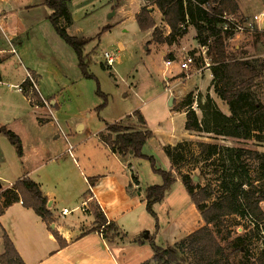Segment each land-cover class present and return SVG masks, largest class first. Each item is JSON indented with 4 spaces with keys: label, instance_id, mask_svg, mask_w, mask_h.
<instances>
[{
    "label": "rangeland",
    "instance_id": "1",
    "mask_svg": "<svg viewBox=\"0 0 264 264\" xmlns=\"http://www.w3.org/2000/svg\"><path fill=\"white\" fill-rule=\"evenodd\" d=\"M122 2V0H73L71 15L69 13L70 21L66 29L69 36L84 42L82 56L87 63L86 73L91 76L90 79L83 77L76 54L56 36V32H53L48 22L31 30L28 29V25L23 24L26 28L20 29L19 40L16 41L21 42V46L16 45L12 40L8 43L7 33L4 32L3 27H0V49L4 51L0 54L2 59L0 129L3 128L18 136L24 156V160L19 158L16 146L0 133L2 184L17 180L21 173V164L30 167V160L33 158L31 147L33 150L34 147L45 146L47 149L53 148L61 152L65 149L64 139L58 135L60 133L58 127L71 138L72 145L82 141H88V144L96 143L95 135L107 125L137 131L139 122L135 121L134 113L138 112L143 116L147 129L152 133L150 145L152 152L158 155L162 146L173 145L176 141L187 137L184 131L185 115L180 112L181 102L186 96L191 95L190 106H196L194 112L205 128H212L210 123L212 104L217 111L225 115V108L228 110V107L215 94L217 84L212 83V78L207 77L205 71H201L200 74L190 72L189 79H184L185 74L176 71L175 68L165 67V62L180 61L186 53L199 54L200 44L197 38L209 37L212 40V33L217 27L212 31L211 27L207 26L199 33L189 24L184 35L171 46H167L153 39V29L148 30V35L141 34L138 30L133 17L142 8L140 0H126L120 5ZM190 4L189 10L195 12L194 2ZM121 8L123 9L120 10ZM230 14L244 17L237 13ZM150 16L157 30L155 36H167L169 28L163 23L159 13ZM195 17L197 18V15ZM21 19L23 23L25 21L30 23L31 16L27 15ZM106 28L108 30L104 31ZM233 38L235 37L231 39ZM119 46H122L120 51ZM225 47L226 52L234 58L256 62L259 65L260 75L249 91L264 105V64L260 59L264 50V34L255 32L240 35L234 40L227 41ZM107 51L119 53L117 64L112 70L105 67L102 59L103 52ZM27 73L45 99L39 96L37 90H30ZM181 79L187 80L183 82L186 86L179 85L175 91L170 90L174 101L169 106L168 90H165L169 87L166 83L169 82L171 86L172 81L180 82ZM204 81L207 82L203 84ZM200 84L202 88L198 91ZM178 91L183 93L180 94ZM34 92L38 100L35 99ZM210 96L213 98L211 99ZM52 97L56 101V107L50 106L49 98ZM207 97L212 102L209 106L206 102ZM52 109L56 111L53 117ZM188 109L185 108L183 111L187 112ZM226 116H229V111ZM77 125H84L81 132H77ZM258 126L259 129L253 131L249 139L195 134L192 143H186L178 150L182 158L177 161L174 177L181 181L182 176L188 175L193 179V184H198L201 188L208 186L213 196L207 204L214 202L221 193V181L227 182L231 179L244 181L245 178L240 175L239 170L230 166L229 154L225 151L205 161L199 155L197 142L256 150L264 154V115ZM56 135L59 138H56ZM35 136L38 138H34ZM112 136L114 137L115 134L113 133ZM139 163L136 168L142 184L160 185L159 178L154 176L151 179L153 175L149 171V163L145 161ZM33 165L34 163L31 167ZM158 165L161 167L160 162ZM246 166L251 183L264 194V179L258 164L249 161L246 162ZM179 181L172 186L166 199L155 210L164 230L171 221L177 219V224H180L179 234L187 232L191 234L196 230L194 217L196 214L192 209L193 204L188 193ZM3 191L2 188L0 192ZM260 207L264 212V201ZM144 217L151 220L149 216L144 215ZM201 224L203 226V223ZM210 228L219 244L228 253L235 251L238 238L241 240L242 246L229 258V264H258L257 259L264 251V220L254 222L250 218L232 215ZM145 236L146 232L143 238ZM172 245H166L162 249ZM176 250L177 260L180 263L199 264L193 248L185 245ZM1 252L3 248L0 247ZM145 264L157 263L151 258Z\"/></svg>",
    "mask_w": 264,
    "mask_h": 264
},
{
    "label": "crops",
    "instance_id": "2",
    "mask_svg": "<svg viewBox=\"0 0 264 264\" xmlns=\"http://www.w3.org/2000/svg\"><path fill=\"white\" fill-rule=\"evenodd\" d=\"M122 1L120 5L126 2V0ZM234 2L237 6L235 13L244 15L246 18L264 13V0H234ZM72 3L73 0H70V15ZM140 3L141 7L145 6L143 0H140ZM147 9L150 15L159 13L162 19L155 6L148 5ZM27 15L31 16V21L23 23L21 17L25 18ZM50 15L51 10L43 4L42 0H0V27H3L4 32L7 33L8 39H5L8 43L12 40L16 45L21 46V42L16 41L19 40L23 24L28 25V29L31 30L48 22L54 32L49 21ZM66 32L68 34L67 29ZM140 33L148 35V30L140 31ZM257 33L264 34V30ZM56 36L58 37L57 34ZM237 37L239 36L235 38ZM119 47L120 51L122 46ZM2 53L4 51L0 49V54ZM173 68L171 66L169 69ZM175 69L178 71L177 68ZM206 73L207 77L211 78L210 71H205ZM184 81L187 80L181 79L180 82L174 80L171 82V86H169V82L166 83L169 87L165 89L168 90L169 101H174L170 90L175 91L179 85L186 86ZM205 82L207 81H204L203 84ZM201 88L200 84L198 91ZM36 90L39 96L45 99L38 87ZM178 92L180 93V91ZM210 98L213 97L210 96ZM49 99L50 106L56 107L54 98ZM172 101L169 106L172 105ZM183 110L180 109V112L185 115L186 112ZM55 112L52 109V117ZM224 112L225 115L228 114L226 108ZM137 127V131L148 130L145 120L144 124L138 123ZM83 128L84 125H77V132H81ZM58 132H60L58 135L64 139L65 149L61 152L53 148L47 149L45 146L34 147L33 150L31 147L33 158L30 161L31 165L33 163L34 165L29 167L26 164H21V173L16 180L27 178L38 186L47 200L46 210L50 214L51 222L48 224L43 222L32 209L23 207L21 201L12 202L9 206L3 207V212L0 215V238L5 232L23 264H143L153 256L150 247L151 241L157 247L163 248L176 243L189 234L188 232L179 234L180 224H177V219L171 221L168 228L164 230L158 221L155 210L166 199L172 186L178 183L177 177H174L175 181L165 192L162 201L152 206L154 213V217H152L146 211L144 197L145 190L154 185L147 183L143 185L136 168L140 164L139 162L145 160L134 158L131 153L119 155L110 151L100 139L101 135L108 134L106 126L95 135L96 143L91 142L90 144L88 141H82L72 145L71 138L60 127H58ZM185 133H187L186 138L176 141L173 145L162 146L158 155L152 152L151 139L144 144L141 152L144 156L154 159L156 169L169 171L171 164L163 149L167 146L173 147L182 141L192 143L195 133L188 131ZM58 135L56 138H59ZM34 138H38V136ZM19 158L24 160L23 151ZM158 162L161 163V167ZM149 171L153 175L151 179L155 176L162 183L160 176L154 174L151 168ZM16 181L9 184L0 182V191L2 188L4 190L9 188ZM179 182L181 183V181ZM0 202H3V198L0 199ZM192 209L196 214L194 217L197 230L203 222L194 205ZM144 215L149 216L151 220L146 219ZM109 225L113 227L109 228ZM52 232H56L62 242H65V247L59 248ZM145 232L146 236L143 238ZM0 247L3 248L1 239Z\"/></svg>",
    "mask_w": 264,
    "mask_h": 264
},
{
    "label": "trees",
    "instance_id": "3",
    "mask_svg": "<svg viewBox=\"0 0 264 264\" xmlns=\"http://www.w3.org/2000/svg\"><path fill=\"white\" fill-rule=\"evenodd\" d=\"M43 4L51 10L49 21L53 26L58 37L76 54L78 66L84 78L90 79L86 73L87 63L82 56L84 42L76 37L69 36L66 32V26L69 25V4L70 0H42ZM118 1V0H117ZM147 5L142 7L135 15V22L141 32L153 29V39L158 43H164L171 46L181 38L186 30L181 29L180 25L186 20L188 25H192L199 33L204 27L210 26L212 31L217 27L209 37L197 38L200 45H208V55L211 59V81L215 86V94L228 107L229 116H226L214 107L209 97L206 102L212 104L210 114V123L212 128H205L199 121L194 111L188 109L185 113L184 130L195 134H213L217 137H229L235 139H249L252 132L258 130L259 124L264 115V105L249 91L259 77L260 68L256 62L236 59L226 52L225 40L228 34H221L218 26L220 25L219 16L222 13H235L237 6L234 0H143ZM190 2H194L195 12L189 10ZM193 4V3H192ZM148 5L155 6L162 16L163 23L169 28L167 36H155L157 31L154 21L148 11ZM197 15V18L195 17ZM217 25V26H216ZM106 28L104 31H107ZM210 40V42H209ZM0 59V63H1ZM1 82V75H0ZM34 97L38 100L37 94ZM191 95L186 96L181 102L180 109L188 108L191 104ZM210 109V108H209ZM134 116L140 124H144L142 116L136 112ZM107 135H101L102 142L112 151L119 155L131 153L134 158L145 160L149 163L154 174L160 176L162 183L148 187L145 190L146 211L152 217L154 213L152 206L159 203L164 198L165 192L174 183V173L177 161L182 158L178 152L181 146L190 142H181L173 147H164L163 152L171 164L169 171H161L155 168V161L152 157L144 156L141 152L144 144L152 138L149 130L135 131L129 128H121L115 125H107ZM9 142L16 146L17 155L21 157V145L19 138L12 132L3 128L0 129ZM115 134L112 137V134ZM199 155L209 161L217 157L219 153L225 151L229 154L228 161L230 166L239 170L245 180L221 181V193L215 198V201L207 204V201L213 196L208 186L200 187L192 183V178L188 175L181 177V183L188 193L192 204L199 213L203 226L187 235L180 241L170 247L162 249L150 242L153 251L152 260L157 264H182L177 260V250L183 246L193 248L196 252L199 264H229V258L239 251L242 246L238 238L236 250L226 252L219 244L211 226H215L228 216L238 215L239 217L250 218L252 221H263L264 212L260 204L264 201V194L248 178L246 162H256L258 169L262 171L264 179V154L256 150H247L243 148H227L211 143H197ZM10 195V197H8ZM0 215L3 207H7L12 202L21 201L22 206L32 209V211L41 218L46 224L50 223V214L46 210V198L40 192L38 186L27 178L16 181L10 188L0 192ZM113 227L109 225V228ZM58 242L59 248L65 247V242L59 238L56 232H52ZM3 253L0 255V264H23L16 253L9 238L3 232L1 236ZM258 264H264V251L257 259ZM144 262L143 264H145Z\"/></svg>",
    "mask_w": 264,
    "mask_h": 264
},
{
    "label": "built area",
    "instance_id": "4",
    "mask_svg": "<svg viewBox=\"0 0 264 264\" xmlns=\"http://www.w3.org/2000/svg\"><path fill=\"white\" fill-rule=\"evenodd\" d=\"M221 22L218 28L221 31V34H228L227 41H230L232 37L252 34L255 32H260L264 30V13H260L252 16L251 18L246 17H236L235 14L222 13L219 16ZM188 25L186 20L183 24L180 25L181 29H184ZM199 54H188L186 53L180 61L170 60L165 62V67L170 68L173 66L177 68L180 73L185 74L184 79H189V73L194 72L195 74H200L201 71H209L211 67V59L208 55V45L199 46ZM11 52L14 54L15 51L11 49ZM197 57V59H196ZM102 59L106 68L113 69L114 65L117 64L118 56L117 53L112 51L103 52ZM262 63L264 64V50L260 57ZM27 80L29 81L31 88L30 90H36L35 84H33L29 74H26ZM20 89V88H19ZM189 110L195 111L196 106H189ZM11 186H9L10 188Z\"/></svg>",
    "mask_w": 264,
    "mask_h": 264
},
{
    "label": "water",
    "instance_id": "5",
    "mask_svg": "<svg viewBox=\"0 0 264 264\" xmlns=\"http://www.w3.org/2000/svg\"><path fill=\"white\" fill-rule=\"evenodd\" d=\"M171 101H172V100L169 101V104H171Z\"/></svg>",
    "mask_w": 264,
    "mask_h": 264
}]
</instances>
